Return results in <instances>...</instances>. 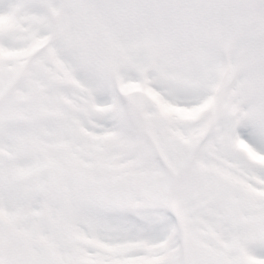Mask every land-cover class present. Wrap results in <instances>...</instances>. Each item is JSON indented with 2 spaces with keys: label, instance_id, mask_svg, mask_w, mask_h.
<instances>
[{
  "label": "snow or ice",
  "instance_id": "obj_1",
  "mask_svg": "<svg viewBox=\"0 0 264 264\" xmlns=\"http://www.w3.org/2000/svg\"><path fill=\"white\" fill-rule=\"evenodd\" d=\"M0 264H264V0H0Z\"/></svg>",
  "mask_w": 264,
  "mask_h": 264
}]
</instances>
